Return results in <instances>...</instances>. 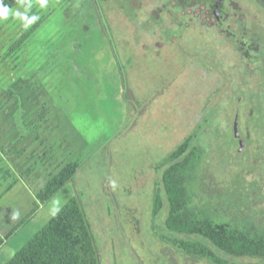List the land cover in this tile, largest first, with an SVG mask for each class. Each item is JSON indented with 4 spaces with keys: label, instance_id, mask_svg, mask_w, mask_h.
Masks as SVG:
<instances>
[{
    "label": "rangeland",
    "instance_id": "1",
    "mask_svg": "<svg viewBox=\"0 0 264 264\" xmlns=\"http://www.w3.org/2000/svg\"><path fill=\"white\" fill-rule=\"evenodd\" d=\"M98 1L109 33L92 0H22L0 22V84L33 87L42 79L55 107L98 135L80 158L77 182L46 203L37 231L77 197L98 264H214L178 247L192 251V242L227 263L256 262L168 230L161 176L196 154L164 161L190 136L191 147L204 151L188 187L191 206H206L211 216L199 231L228 246L229 232L247 227L243 222L264 225V10L253 0ZM37 22L31 41L6 55ZM117 53L126 87L139 109L147 105L135 128L133 110L126 115L118 102L121 95L126 103L112 69ZM158 192L162 207L154 214Z\"/></svg>",
    "mask_w": 264,
    "mask_h": 264
},
{
    "label": "crops",
    "instance_id": "2",
    "mask_svg": "<svg viewBox=\"0 0 264 264\" xmlns=\"http://www.w3.org/2000/svg\"><path fill=\"white\" fill-rule=\"evenodd\" d=\"M103 17L109 33L104 14ZM112 57V69L118 71L122 91L119 66L124 70L125 85L126 68L118 53ZM42 83L39 79L33 87L0 84V264H6L37 232L36 220L47 203H40V190L65 165L78 158L80 167L73 178L77 182L84 164L80 158L98 138L97 134L87 132V127L82 128L81 120L75 122L70 111L56 108ZM120 97L118 102L127 115L131 108ZM142 104L138 112H131L132 128L146 115V102ZM73 180L57 193L67 184H74ZM17 211L19 218L13 219Z\"/></svg>",
    "mask_w": 264,
    "mask_h": 264
},
{
    "label": "trees",
    "instance_id": "3",
    "mask_svg": "<svg viewBox=\"0 0 264 264\" xmlns=\"http://www.w3.org/2000/svg\"><path fill=\"white\" fill-rule=\"evenodd\" d=\"M21 1L0 0V7H6L9 13ZM92 1L98 20L102 24L104 23V17L99 1ZM253 1L264 10V0ZM40 23H35L31 29L22 33L10 45L6 55L11 56L18 51L31 37L35 29L39 27ZM102 28L105 33L108 32L105 24H103ZM119 71L122 78L123 100L132 110L138 112L139 103L132 91L124 83L121 66H119ZM191 138L190 136L186 138L164 159L165 163H173L181 159L186 150H196V154L181 159L162 173L161 188L167 204L165 227L171 232L195 235L207 239L227 256L254 259L256 262L227 263L218 257L216 253L209 251L200 242L190 243L192 248L199 250L198 252L193 251L194 249L189 251L184 246H178L185 253L194 257H207L214 264H264V225L257 227L254 222H243L242 224H247V227L229 232L233 242L228 244V246L217 242L215 237L211 238L207 236L204 233L205 229L199 231V223L201 221H210L211 216L206 212V206L202 208L191 206L192 197L188 191V187L192 186L195 182V170L197 165L201 164V159H203L204 155L201 147H191ZM79 167L80 161L77 158L65 165L54 175L40 190V203L44 204L48 202L66 183L73 180ZM157 201L158 203H156ZM161 207L162 198L158 192L154 196V214H157ZM6 264H98V255L91 233L90 222L78 198L73 197L69 199Z\"/></svg>",
    "mask_w": 264,
    "mask_h": 264
},
{
    "label": "clouds",
    "instance_id": "4",
    "mask_svg": "<svg viewBox=\"0 0 264 264\" xmlns=\"http://www.w3.org/2000/svg\"><path fill=\"white\" fill-rule=\"evenodd\" d=\"M41 3H43V0H41ZM16 16H20L21 14L19 12L15 13ZM8 18V9L6 7H0V22L6 20ZM56 211H59V208L56 209ZM19 211L15 212L13 214V219L19 218Z\"/></svg>",
    "mask_w": 264,
    "mask_h": 264
},
{
    "label": "water",
    "instance_id": "5",
    "mask_svg": "<svg viewBox=\"0 0 264 264\" xmlns=\"http://www.w3.org/2000/svg\"><path fill=\"white\" fill-rule=\"evenodd\" d=\"M236 123H237V120L235 121V124H234V131H236Z\"/></svg>",
    "mask_w": 264,
    "mask_h": 264
}]
</instances>
